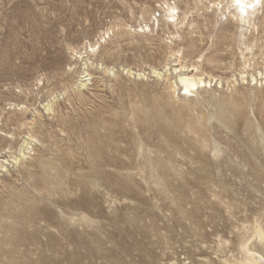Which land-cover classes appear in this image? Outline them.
I'll return each instance as SVG.
<instances>
[{"label":"rangeland","instance_id":"374dc122","mask_svg":"<svg viewBox=\"0 0 264 264\" xmlns=\"http://www.w3.org/2000/svg\"><path fill=\"white\" fill-rule=\"evenodd\" d=\"M165 3L177 7L174 23ZM261 5L247 27L229 0H0V264H245L253 223L264 228ZM220 41H252L249 63L230 45L232 68L183 99L179 68L207 75L205 56ZM89 43L101 67L87 88L74 77L54 91L50 59L68 65L67 47ZM46 100L66 124L44 116L33 152L15 163L24 134L13 122ZM229 101L248 128L233 125ZM193 120L200 127L189 132ZM85 142L104 148L101 166L89 167ZM56 183L51 196L40 191Z\"/></svg>","mask_w":264,"mask_h":264},{"label":"bare ground","instance_id":"6f19581e","mask_svg":"<svg viewBox=\"0 0 264 264\" xmlns=\"http://www.w3.org/2000/svg\"><path fill=\"white\" fill-rule=\"evenodd\" d=\"M166 4L167 3H165V9H164V13H165L166 19H168V20L170 19L172 21V23H174L176 21L175 19H176V16H177V7L175 5H170L171 3L167 4V5ZM229 4H231V7H233V10H234L233 11L234 20L237 22V24H241L243 26H247V25L249 26L250 25L253 17L257 16L259 14L261 6H262L261 5V0H229ZM262 14H264V11L262 12ZM181 24H179V25H181ZM207 42H209V41H207ZM230 45H237V50L240 51V57H241V61H243V66H246L249 63L248 59L246 58L245 52H247V53L251 52V50H252V41H220V42H216L215 45L212 46L213 49L210 51L209 54H207L205 56V59H204L205 69L209 70V71H207L208 72L207 75H205L203 72H201V73L196 72L195 74L187 75L188 71L191 72L193 70L192 69L188 70V68L185 70L184 66L179 68V71L177 72L178 74L176 75V81H175V84H174V88L177 87V84L180 85V89L179 90L182 92V96H183L182 98L183 99H189V97H191V94L192 93H196L198 91V89L201 88V87H203V88H205L206 86L210 87L212 81H214L213 76L211 77V73H213V71H224V70H228V69L232 68L233 61H232V63L231 62H229V63L227 62V60L230 58L229 55H233V52H235V51H233L234 48L233 49L229 48ZM257 48H258L257 49L258 52L262 51V46H258ZM48 49L49 50L45 49L46 50V55L53 54V52H50V48H48ZM67 49L71 51L70 52L71 60L73 61L72 63L74 65H72V63H70V62H69L68 65L67 64H63L61 62V59L59 60V58L54 57V58L50 59V61L48 63V66H47V70H48L49 76L51 75V78L53 80V83L51 82V86H52L53 90L54 91L55 90L56 91L60 90V92H63V94L69 88L72 87L71 84H73V83H71V80H73L74 77H77L76 81L78 83L80 82V84H79L80 87H86V84L83 83V82H85L87 80H90V77L92 76L91 70H93V72H94V69L96 70V68H98L94 64L93 60L90 58L95 53L94 52L95 51L94 47L92 45H90V43L87 46L85 45V47L83 45V48H70V47H67ZM56 54H57V52H56ZM58 56H60V55L58 54ZM261 61L262 62H260V63H262V66H263L264 65V59H262ZM257 65H259V64H257ZM99 66L101 67L100 64H99ZM197 67H194V69L197 70ZM205 69L202 70V71H205ZM173 71L176 72V69H174ZM106 72L107 73H111L112 70L108 69V70H106ZM128 72H130V71H128ZM151 73H153V75L156 76V77H160V73H157V71L154 70V69H152ZM256 74H258L259 76L263 75L262 71H258V72H256ZM138 76H140V73L138 74ZM238 76H240L241 79L245 78V76H242V75H238ZM218 79L215 81V83L218 82ZM250 79H251V81H255L254 82L255 84L258 83V80H260V84H261V81H262L261 79L257 80V77H253V76H251ZM38 81H40V80H38ZM47 82H48V80H47ZM218 84H220V82ZM171 85H172V83H171ZM38 90H39V88H38ZM172 92L175 94V89ZM35 95H37V94L35 93ZM51 95H54L53 92L50 93V95H48V96H51ZM48 96H47V98H49ZM199 96H200V94H199ZM50 99H52V98H50ZM55 105L56 104H55V102L53 100L52 101L46 100V103L45 104L43 103V105H41L42 106V108H41L42 111L35 110V108H34L35 115H33L30 119L24 118L25 113L28 112V108H23V107L20 108V111H21L22 115L18 119L14 118L15 120L13 122L14 123L13 125H15L17 127V129L19 131V134H21V135L24 134V137H22V140H23L22 144H21L19 150H17L18 153H19V156L15 157L13 155L14 152L13 153L9 152V153H11L10 154L11 158H12V160L15 163H17L21 159H23L24 158L23 156L29 154V152L31 153V151L33 150V145L32 144L35 145V142L39 141L38 138H37V134H38V129L39 128L43 129V126L45 125L44 122H41L42 121L41 119L44 116L45 117L46 116L47 117L51 116L52 120L55 118L56 122L60 123V125H64L65 122L62 119V115L59 114L60 111H58L56 113V110H58V106L55 107ZM225 106L228 107V110H230V114L229 113L228 114L231 115L230 120H234L233 121V125L234 126L235 125H237V126L242 125V121H241V118H240L241 116L238 117V115H240L241 112H242V110L240 108L241 105L239 107V104L231 103L229 101V103L226 104ZM239 108H240V110H239ZM222 117L223 116H221V118ZM223 119H224V117H223ZM218 121H219V119H218ZM201 124H202V122H201ZM38 125H39V127H38ZM29 126H31V127H29ZM32 126L36 127L37 129L35 131H32L31 130ZM195 126H199L200 127V122L198 120H193L191 123L189 122L186 125V128L188 129L189 132H192V131L197 129ZM242 126L245 129L246 125H242ZM246 128H248V125H247ZM4 129H6V128H4ZM48 129H44L43 132H39L40 133L39 136L43 137L44 139L46 138L47 141H50L51 139H53L52 136H51L52 135V131H50ZM197 130H199V129H197ZM252 130H254V129H252ZM255 130L256 131L264 130V125H257L255 127ZM12 134H13L12 132H8L7 133V135H12ZM15 136H16V134H15ZM7 140H8L7 143L4 145L5 147L8 146V145H10V147L13 146V144L15 145V140L16 139L13 140V141L11 139L10 140L7 139ZM42 141H43V139H42ZM52 145H55V144L52 143ZM97 145L98 144L94 143V142H91V143H88V144H86V142L84 143V148L86 149L87 153L90 155V157H89V159H90L89 167L90 166L93 167V168L99 167V166H101L104 163V159L101 160V158L103 157L101 155H103V153H104V151H103L104 148L102 149L99 145L98 146ZM101 146H103V145H101ZM1 147H2V145H1ZM10 147H9V149H10ZM1 149H3V148H1ZM102 161H103V163H102ZM5 163L6 162H4V165H5ZM44 166H46V162L45 161L41 160V161L38 162V167L43 168ZM0 167H2V166H0ZM57 184L58 183H56L55 185H53V184L41 185L40 186L41 187L40 191L44 192L47 196H51V194H54V190H55ZM59 185H61V184L59 183ZM59 185H58V187H59ZM63 187L65 188V186H63ZM60 190H62V189H60ZM52 196H54V195H52ZM11 207H12L13 210H15V209H17V204L12 203ZM25 221H29L28 218H26ZM253 225H254V231H253V234L251 236V239L248 240L247 242H245L241 246V248H242V250H243V252L245 254V259H244L245 260V264H264V228H261L263 225L261 227H259L257 224L255 225L254 223H253ZM9 227H10V230L7 228V231H6L7 233H11L12 230H14V232H16L17 235L20 234L16 229L12 228L13 226L12 227L9 226Z\"/></svg>","mask_w":264,"mask_h":264}]
</instances>
